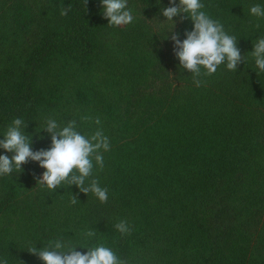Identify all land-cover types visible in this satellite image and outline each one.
<instances>
[{
  "label": "trees",
  "instance_id": "trees-1",
  "mask_svg": "<svg viewBox=\"0 0 264 264\" xmlns=\"http://www.w3.org/2000/svg\"><path fill=\"white\" fill-rule=\"evenodd\" d=\"M202 2L242 56L264 37V18L249 12L264 0ZM171 6L128 0L134 21L116 27L101 0L87 9L83 0H0V140L21 118L33 151L47 150L51 117L61 127L75 120L89 137L102 130L110 142L103 169H93L107 203L76 185L42 187L35 161L0 176L8 264H44L28 248L61 238L103 244L127 264H264V73L247 54L237 72L221 65L197 87L175 56L174 23L161 14ZM174 20L183 41L194 24ZM120 220L130 235L115 229Z\"/></svg>",
  "mask_w": 264,
  "mask_h": 264
},
{
  "label": "clouds",
  "instance_id": "clouds-1",
  "mask_svg": "<svg viewBox=\"0 0 264 264\" xmlns=\"http://www.w3.org/2000/svg\"><path fill=\"white\" fill-rule=\"evenodd\" d=\"M101 3L103 15L109 21L107 25L119 27L134 21L128 0H101ZM87 4L88 0H83L86 9ZM171 4L173 6L163 8L161 14L174 23L173 30L169 32L174 33L171 40L175 44V56L180 61V67L192 74L197 87L202 86L201 77L215 74L221 65L237 72L242 62L247 63V54L253 58L258 74L264 73V37L254 40V50L242 56L237 38L228 34L221 22L214 20L203 10L205 5L202 0H179L178 5L176 0H171ZM70 10L71 5L64 7L61 15L66 16ZM249 12L255 17L264 18L262 5L251 6ZM176 17L181 21L190 19L194 24V29L185 33L187 38L183 41L180 40L179 34L174 32ZM81 119L87 121L90 118ZM95 123L99 125L100 119L96 118ZM24 127L25 122L21 118H15L4 133V139L0 140V148L14 153L11 158L8 155H0V176L22 172L23 165L35 161L45 169L42 178L37 181L42 187L54 192L60 187L76 185L81 192L87 195L92 193L101 203L108 202V189L102 188L98 179L93 178L94 167L99 166L102 170L104 166L101 150H110L109 139L102 130L98 129L89 137L78 131L75 120L61 127L55 119L49 117L42 130L50 134L51 147L33 151L32 139L24 134ZM86 181H90L87 186ZM76 202L77 197L73 196L71 203ZM114 227L122 235L131 234L127 221L120 220ZM83 235L92 238L96 232L88 230ZM44 245L43 248H37L35 245L27 250L38 256L44 264H127V261L119 258L111 248L103 244L73 245L61 238ZM77 247L86 248L87 252L77 251ZM0 264H8L7 258H0Z\"/></svg>",
  "mask_w": 264,
  "mask_h": 264
},
{
  "label": "rangeland",
  "instance_id": "rangeland-1",
  "mask_svg": "<svg viewBox=\"0 0 264 264\" xmlns=\"http://www.w3.org/2000/svg\"><path fill=\"white\" fill-rule=\"evenodd\" d=\"M172 35V34H171Z\"/></svg>",
  "mask_w": 264,
  "mask_h": 264
}]
</instances>
